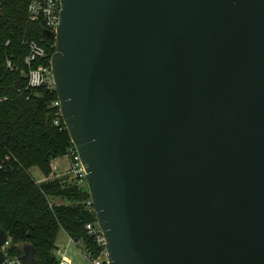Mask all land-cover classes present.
Returning <instances> with one entry per match:
<instances>
[{"label": "water", "instance_id": "obj_1", "mask_svg": "<svg viewBox=\"0 0 264 264\" xmlns=\"http://www.w3.org/2000/svg\"><path fill=\"white\" fill-rule=\"evenodd\" d=\"M60 2L55 95L109 264H264V0Z\"/></svg>", "mask_w": 264, "mask_h": 264}, {"label": "trees", "instance_id": "obj_2", "mask_svg": "<svg viewBox=\"0 0 264 264\" xmlns=\"http://www.w3.org/2000/svg\"><path fill=\"white\" fill-rule=\"evenodd\" d=\"M29 2L0 0V161L10 160V168L0 171V228L7 235L8 259H21L23 246L30 245L36 264H58L55 250L60 231L94 256L99 249L85 231L86 224L95 222L83 207L87 191L67 177L37 184L29 174L37 169L49 177L50 163L63 158L71 146L62 121L54 126L58 111L50 103L56 100L55 92L30 91L19 72L5 68L6 56L24 57V40H33L46 50L47 60L34 66L48 65L55 51V41L45 34L43 25L27 21Z\"/></svg>", "mask_w": 264, "mask_h": 264}, {"label": "built area", "instance_id": "obj_3", "mask_svg": "<svg viewBox=\"0 0 264 264\" xmlns=\"http://www.w3.org/2000/svg\"><path fill=\"white\" fill-rule=\"evenodd\" d=\"M61 11L60 0H30L27 6V21L29 23H41L46 31L54 33L58 27L59 12ZM24 47L26 49V54L24 57H18L16 59L6 56L5 57V68L9 72L18 73L26 79V89L30 91L36 89H45L47 91L55 92V86L53 81V76L50 68V59L48 65L40 63L34 66L37 61L47 60V53L44 47L39 45L33 40H24ZM8 45V42L5 44ZM22 67V68H21ZM1 101V99H0ZM50 107L57 109L58 119L54 121V126H59L60 117V102L54 100L50 103ZM62 121V120H61ZM63 123V122H62ZM65 128V127H64ZM68 161V167L63 171H58L61 167L58 162L59 159L53 160L50 163L51 174L49 177L41 176L40 179H34L37 184L44 183L53 177H67L72 183L81 189H85L88 193L86 174L84 168L80 162L79 156L74 145L67 149L66 155L61 158ZM10 168V160L8 157L4 161H0V171ZM89 195V193H88ZM83 207L86 211L93 214L95 222L88 223L85 225L86 233L93 239V242L99 249L98 256H94L92 252L83 248L81 244L77 246L80 248L85 260L88 264H109L108 253L106 250V244L102 235V232L96 221L95 212L93 208V202L89 198L84 202ZM8 244V242H7ZM3 252L6 257L7 264H22L21 259L18 258H7L5 253V247ZM55 257L57 258L58 264H72V262L67 259L63 251L59 248L55 250Z\"/></svg>", "mask_w": 264, "mask_h": 264}, {"label": "rangeland", "instance_id": "obj_4", "mask_svg": "<svg viewBox=\"0 0 264 264\" xmlns=\"http://www.w3.org/2000/svg\"><path fill=\"white\" fill-rule=\"evenodd\" d=\"M58 162L61 165L58 170L59 172L68 167V161L66 159H59ZM29 174L34 179L41 178V174L37 169H31ZM56 247L63 251L64 255L72 262V264H88L80 248L75 243H73L62 231H60L58 234Z\"/></svg>", "mask_w": 264, "mask_h": 264}, {"label": "crops", "instance_id": "obj_5", "mask_svg": "<svg viewBox=\"0 0 264 264\" xmlns=\"http://www.w3.org/2000/svg\"><path fill=\"white\" fill-rule=\"evenodd\" d=\"M65 234V233H64ZM66 235V234H65Z\"/></svg>", "mask_w": 264, "mask_h": 264}]
</instances>
